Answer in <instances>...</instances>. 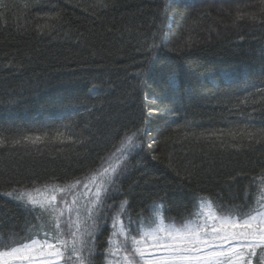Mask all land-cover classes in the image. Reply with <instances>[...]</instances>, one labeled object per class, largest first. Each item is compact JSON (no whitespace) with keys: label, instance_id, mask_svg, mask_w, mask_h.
<instances>
[{"label":"trees","instance_id":"obj_1","mask_svg":"<svg viewBox=\"0 0 264 264\" xmlns=\"http://www.w3.org/2000/svg\"><path fill=\"white\" fill-rule=\"evenodd\" d=\"M169 3L174 21L149 52L164 0H0V242L40 223L5 193L83 183L137 129L140 147L93 214L98 227L89 220L87 264L112 259L124 200L125 217H148L156 203L177 225L201 197L219 214L255 203L264 140L229 132L264 128V0Z\"/></svg>","mask_w":264,"mask_h":264},{"label":"snow or ice","instance_id":"obj_2","mask_svg":"<svg viewBox=\"0 0 264 264\" xmlns=\"http://www.w3.org/2000/svg\"><path fill=\"white\" fill-rule=\"evenodd\" d=\"M170 8L169 0H164L159 31L153 32L151 41L146 42L149 52L159 47L157 39L166 35L165 29L174 21V16L169 14ZM237 19H242V16ZM257 92H264V89L257 88ZM246 102L247 99L241 101ZM243 123V128L229 132L233 140L237 137L248 143L264 140V128L254 129L250 123ZM141 134L142 129L126 134L112 156L86 178L83 187L89 192V185L96 188L92 193L93 199L87 205L79 203L77 195H72L71 205L63 200L61 203H65V207L57 205L56 193H73L82 183L80 180L63 187L45 185L43 190L14 189L5 193L25 210L36 213L40 223L33 225L21 241L13 236L8 244L0 242V264H67L72 257L76 258L77 264H87L84 252L88 247L87 237L92 232L82 226L85 221L91 220V228L98 227L93 214L99 216L104 198L115 184L114 177L119 175L129 154L140 147L138 138ZM29 139L24 137V140ZM39 140L40 137H36L31 143ZM20 142L15 141L16 144ZM4 143L5 139L0 137V145ZM46 192L52 195H44ZM87 195L85 193V197ZM127 205V200L122 201L111 217L113 231L108 252L112 259L109 264H253L252 257H258V264H264V185L260 187L255 203L246 212L237 210L235 213L219 214L212 201L201 197L192 213L193 219L186 220L182 225L175 222L165 224L162 204L154 203L148 217L141 214L137 219L131 215L125 217ZM65 212L69 214L66 219Z\"/></svg>","mask_w":264,"mask_h":264},{"label":"rangeland","instance_id":"obj_3","mask_svg":"<svg viewBox=\"0 0 264 264\" xmlns=\"http://www.w3.org/2000/svg\"><path fill=\"white\" fill-rule=\"evenodd\" d=\"M89 188L91 189V192H89L88 189H85L83 187V183H81L77 189L73 190V193H56L58 207L63 208L66 206V204L71 205L72 195H77L79 197V203L87 205L88 201L93 199L92 193H94L96 191V188L93 185H89ZM85 193H88L87 197H85ZM44 195L50 196V195H52V193L46 192V193H44ZM41 198H43V197H41ZM61 200L65 201L66 204L61 203ZM82 213L84 215H86V211H84V209H82ZM65 215H66L65 218H67L69 214L67 212H65ZM73 218H74V214H73ZM210 223H212V221H210ZM89 224H90V221L87 220V221H85V223L82 227L88 228ZM257 251L259 252L260 250L258 249ZM254 259H259V258L258 257H252V261ZM62 264H64V262H62Z\"/></svg>","mask_w":264,"mask_h":264}]
</instances>
